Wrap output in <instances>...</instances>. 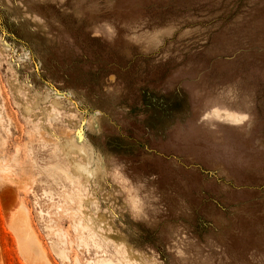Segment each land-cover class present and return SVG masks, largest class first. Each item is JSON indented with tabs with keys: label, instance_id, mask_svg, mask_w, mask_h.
Wrapping results in <instances>:
<instances>
[{
	"label": "rangeland",
	"instance_id": "374dc122",
	"mask_svg": "<svg viewBox=\"0 0 264 264\" xmlns=\"http://www.w3.org/2000/svg\"><path fill=\"white\" fill-rule=\"evenodd\" d=\"M0 264H264V0H0Z\"/></svg>",
	"mask_w": 264,
	"mask_h": 264
},
{
	"label": "bare ground",
	"instance_id": "6f19581e",
	"mask_svg": "<svg viewBox=\"0 0 264 264\" xmlns=\"http://www.w3.org/2000/svg\"><path fill=\"white\" fill-rule=\"evenodd\" d=\"M21 210V209H20ZM22 211H20L21 213ZM21 216V214H20ZM18 216L14 219V229L19 234V243L22 247L23 252L27 254L29 257H31V260L33 259H40L39 257L42 256V252H40V247L38 248V245L34 241V237H32L27 230V227L24 226V222L22 218ZM26 217V216H25ZM33 235V234H32ZM44 255V254H43ZM43 257V256H42ZM41 257V259H42ZM35 261V260H34Z\"/></svg>",
	"mask_w": 264,
	"mask_h": 264
}]
</instances>
